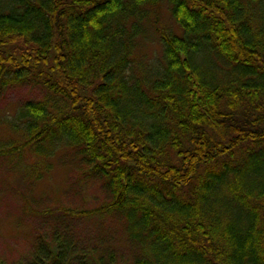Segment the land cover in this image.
<instances>
[{
  "label": "trees",
  "instance_id": "16d2710c",
  "mask_svg": "<svg viewBox=\"0 0 264 264\" xmlns=\"http://www.w3.org/2000/svg\"><path fill=\"white\" fill-rule=\"evenodd\" d=\"M21 85L43 95L0 115V166L56 157L102 194L57 222L118 225L32 227L0 264H264V0H0V99Z\"/></svg>",
  "mask_w": 264,
  "mask_h": 264
},
{
  "label": "rangeland",
  "instance_id": "374dc122",
  "mask_svg": "<svg viewBox=\"0 0 264 264\" xmlns=\"http://www.w3.org/2000/svg\"><path fill=\"white\" fill-rule=\"evenodd\" d=\"M42 95L41 89L33 85L11 87L0 99V115L14 114L19 105L29 99L41 98ZM22 161V166H26L27 163L40 166L35 168L33 173L41 170H44V173L41 178L29 183L32 177L27 175V171L14 172L15 169L8 167L9 163L6 164V169L0 166V257H7L15 262L23 256H28L34 241L32 227L38 232H43L47 228L56 226V229L60 231V222H63L65 226L70 223L72 225L70 232H75L70 234L68 229L63 231L65 239H74L81 235L80 233L90 238L93 231L98 228L112 229L115 232L113 227L118 223L116 224L113 218L66 217L60 218L61 220L57 222L59 219V215L55 213L57 205L78 208L84 207V203H87L94 206L98 203L100 195L102 196L99 187L96 184L86 185L83 200L73 191H69L71 178L76 175V172H73V166L69 168L63 166L56 157L54 162L50 159L39 161L38 157L28 153L23 156ZM48 163L50 167L45 171L42 168ZM23 174L26 178L22 181ZM30 199L34 200L35 209H38L39 215H36L34 211L25 215V207Z\"/></svg>",
  "mask_w": 264,
  "mask_h": 264
}]
</instances>
